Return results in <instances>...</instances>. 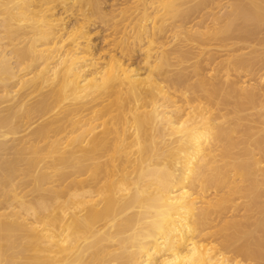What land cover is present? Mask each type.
Returning a JSON list of instances; mask_svg holds the SVG:
<instances>
[{"label":"bare ground","instance_id":"bare-ground-1","mask_svg":"<svg viewBox=\"0 0 264 264\" xmlns=\"http://www.w3.org/2000/svg\"><path fill=\"white\" fill-rule=\"evenodd\" d=\"M138 1L0 0V264H264V0Z\"/></svg>","mask_w":264,"mask_h":264},{"label":"rangeland","instance_id":"rangeland-1","mask_svg":"<svg viewBox=\"0 0 264 264\" xmlns=\"http://www.w3.org/2000/svg\"><path fill=\"white\" fill-rule=\"evenodd\" d=\"M134 1H136V3H133ZM223 1L224 2L221 1L220 3H223V4L230 3V2H228V0L227 1L223 0ZM101 2H102L103 11H105L107 14H110L109 12L112 13V11H114L112 9H117V7H119L120 3H122V0L116 1V3H117L116 6H114L115 2L112 0H101ZM125 6H128V7L130 6L131 10L135 11L136 8H139V1L138 0H131V3L129 2ZM220 12H222V10ZM113 13H114V15H116L118 13V10L114 11ZM134 14H136V13H134ZM133 15L131 17H133ZM116 17L113 20V21H117V24H115V25L112 23L113 21L108 22L106 24L100 20L98 23H93V25L90 27V32L88 35H89L90 44L92 45V50H93L92 54H94L93 55L94 57L91 55L89 57H86V59H90L92 57L91 59L94 58V59H96V61L98 63L102 64V63H105L107 60H109V57L116 56V57H119L121 59L124 67L130 71V74H132L138 78H142V79L147 77V76H153V73H155V69H154L153 65L156 63V62L155 63L153 62L155 59V50L154 49L152 51L148 50L149 47L146 46V44H145L146 40L144 42L138 43V41H136V38L134 40L133 39L134 37H132V38H129V40L127 39L128 42L130 41L129 43H131V41H132L130 46H128L126 48V50L124 49V51H121L122 40H124V38L127 37L132 32L135 36L136 31H134V30L132 31L131 26H130V24H131L130 19L122 21L121 16L120 17L118 16L117 18ZM69 18L70 17H67V19H65V20L67 22L70 20L71 21L73 20L72 17H71V19H69ZM129 30H131V32ZM116 31H118L119 33H117ZM133 34H131V35H133ZM84 41H86V40L85 39L81 40V42H84ZM166 41H168L167 43L169 44V39H167ZM119 44H121V47ZM194 60L195 59H191L189 61H186L187 63L188 62L189 63L186 64V62H185L184 63V64H186L185 66H187V68L191 69V66L194 63L193 62ZM87 63H90V61H88ZM99 66L100 65L98 64L97 67H99ZM88 69L89 68L86 67V69H84V71L88 70ZM177 94H179V93H177ZM170 98L173 100L175 99L172 96H170ZM161 101L163 102L164 106L167 104L168 105L173 104L172 102L170 103V102L166 101V103H167L166 104V103H164L163 100H161ZM159 103H161V102H159ZM176 104H177L176 106H179L178 108L181 107L180 110L185 107V105L181 102L176 103ZM172 108L174 109L175 106ZM173 109H171V110H173ZM180 110H177L176 112L180 113ZM168 113L171 114L170 112H168ZM260 122H262V120H260ZM263 126L264 125L262 123L258 124V128L259 127L262 128ZM191 192L192 191L190 190V193ZM196 205L199 206L200 202L196 201ZM196 237L194 239H190L188 242L196 241L197 238L200 241L201 236H200V238L199 237L196 238ZM202 238L203 239H201V240H205V242L200 241L202 244L207 242L206 245L210 243L211 245H214L217 248L221 247V245H220V247H218L219 241H215L214 239L212 240V238H210L208 240L209 237H207V239H206L205 237L202 236ZM208 246L210 247V245H208ZM217 248H215L216 252H219L217 250H220L221 253L223 252V251H221V248L220 249H217ZM227 253L222 254V258L227 259L229 257L228 259H232L233 255L231 253H228V254ZM175 254H176V251H173V250L168 251V256L169 255L175 256ZM226 255H228V256H226Z\"/></svg>","mask_w":264,"mask_h":264}]
</instances>
